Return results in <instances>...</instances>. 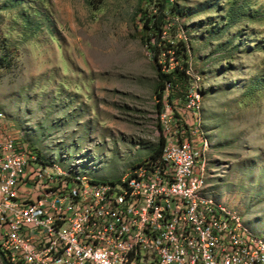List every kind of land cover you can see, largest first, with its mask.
Instances as JSON below:
<instances>
[{
	"label": "rangeland",
	"instance_id": "rangeland-1",
	"mask_svg": "<svg viewBox=\"0 0 264 264\" xmlns=\"http://www.w3.org/2000/svg\"><path fill=\"white\" fill-rule=\"evenodd\" d=\"M96 1L0 0V129L63 170L116 180L158 145L160 110L185 115L197 93L209 188L264 238V0H170L158 60L184 40L189 78L162 104L140 23L156 2Z\"/></svg>",
	"mask_w": 264,
	"mask_h": 264
},
{
	"label": "built area",
	"instance_id": "built-area-1",
	"mask_svg": "<svg viewBox=\"0 0 264 264\" xmlns=\"http://www.w3.org/2000/svg\"><path fill=\"white\" fill-rule=\"evenodd\" d=\"M184 108L191 121L159 112L160 156L116 180L63 170L0 129L8 264H264V238L209 188L211 140L197 93Z\"/></svg>",
	"mask_w": 264,
	"mask_h": 264
},
{
	"label": "trees",
	"instance_id": "trees-1",
	"mask_svg": "<svg viewBox=\"0 0 264 264\" xmlns=\"http://www.w3.org/2000/svg\"><path fill=\"white\" fill-rule=\"evenodd\" d=\"M102 0H97L96 5H99ZM156 2L155 5L159 7V15H147V12H144L143 18L140 19V23L143 29V43L147 47V51L151 54V57L155 63L158 84L155 89V96L162 104L165 92L169 89L175 90V87L187 85L188 82V74L187 71L189 69V54H188V45L184 40H178L175 43H167L166 50H171L173 55H168V59L170 57L174 60V65L170 67L169 63L166 61L164 66L158 60V55L160 54V49L158 48V44H160V37L162 35V25L164 14H161L162 9L169 4L174 11L176 6L171 4L170 0H149ZM170 1V2H169ZM165 43V42H164ZM8 63L7 56L5 54L0 55V65H5ZM168 101H171V98H167ZM159 104V106H160ZM163 107H159L160 109ZM163 109V108H162ZM161 111V110H160ZM163 139L160 136L158 145L149 153L147 158H157L160 156L162 152ZM38 153V152H37ZM38 155H40L38 153ZM138 165L134 164L131 167Z\"/></svg>",
	"mask_w": 264,
	"mask_h": 264
},
{
	"label": "water",
	"instance_id": "water-1",
	"mask_svg": "<svg viewBox=\"0 0 264 264\" xmlns=\"http://www.w3.org/2000/svg\"><path fill=\"white\" fill-rule=\"evenodd\" d=\"M0 257H1V259H2V261H3L4 264H8V262H7L6 258H5V256L2 254L1 251H0Z\"/></svg>",
	"mask_w": 264,
	"mask_h": 264
}]
</instances>
